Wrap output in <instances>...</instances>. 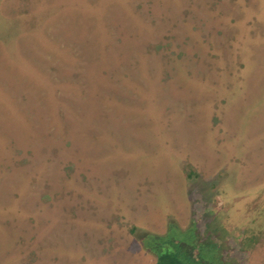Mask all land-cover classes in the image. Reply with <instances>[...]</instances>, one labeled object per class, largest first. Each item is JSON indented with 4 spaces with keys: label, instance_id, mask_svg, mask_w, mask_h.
Masks as SVG:
<instances>
[{
    "label": "rangeland",
    "instance_id": "obj_1",
    "mask_svg": "<svg viewBox=\"0 0 264 264\" xmlns=\"http://www.w3.org/2000/svg\"><path fill=\"white\" fill-rule=\"evenodd\" d=\"M154 236L264 264V0H0V264Z\"/></svg>",
    "mask_w": 264,
    "mask_h": 264
},
{
    "label": "trees",
    "instance_id": "obj_2",
    "mask_svg": "<svg viewBox=\"0 0 264 264\" xmlns=\"http://www.w3.org/2000/svg\"><path fill=\"white\" fill-rule=\"evenodd\" d=\"M165 236H154L155 244L152 249H155L159 254V264H197L200 263L198 256L191 255L183 243L172 237L167 239L165 245L161 247V243L165 241ZM162 240V242L160 241ZM184 256V257H182ZM201 260V259H200Z\"/></svg>",
    "mask_w": 264,
    "mask_h": 264
},
{
    "label": "flooded vegetation",
    "instance_id": "obj_3",
    "mask_svg": "<svg viewBox=\"0 0 264 264\" xmlns=\"http://www.w3.org/2000/svg\"><path fill=\"white\" fill-rule=\"evenodd\" d=\"M156 256H157V259H156V261L153 264H159V254L156 253Z\"/></svg>",
    "mask_w": 264,
    "mask_h": 264
}]
</instances>
